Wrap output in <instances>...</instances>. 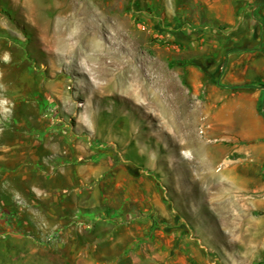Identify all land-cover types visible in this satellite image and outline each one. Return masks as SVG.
I'll return each instance as SVG.
<instances>
[{
    "label": "rangeland",
    "instance_id": "1",
    "mask_svg": "<svg viewBox=\"0 0 264 264\" xmlns=\"http://www.w3.org/2000/svg\"><path fill=\"white\" fill-rule=\"evenodd\" d=\"M208 1L80 0L68 53L61 0H0V264H264V160L207 133L210 59L169 36Z\"/></svg>",
    "mask_w": 264,
    "mask_h": 264
},
{
    "label": "crops",
    "instance_id": "2",
    "mask_svg": "<svg viewBox=\"0 0 264 264\" xmlns=\"http://www.w3.org/2000/svg\"><path fill=\"white\" fill-rule=\"evenodd\" d=\"M208 1L209 19L199 28L169 31L187 48L204 44V60L212 75L203 80L205 108L203 122L207 133L216 139L242 140L246 151L264 160V108L262 88L250 78L249 71L264 73V0ZM234 85L244 88L231 90ZM243 151V150H242Z\"/></svg>",
    "mask_w": 264,
    "mask_h": 264
},
{
    "label": "bare ground",
    "instance_id": "3",
    "mask_svg": "<svg viewBox=\"0 0 264 264\" xmlns=\"http://www.w3.org/2000/svg\"><path fill=\"white\" fill-rule=\"evenodd\" d=\"M61 1H62L61 6L66 8V14L64 18L59 20V22L57 23L55 27L52 28L49 25L48 31H47V33L50 34V37L52 38V40H54L57 46H59L60 49L62 47L64 50L70 53L71 47L74 46L73 40L74 41L80 40V41L85 42L87 41L86 37L88 39H93V40L99 39L101 30L100 32L97 30H93L92 32H90L88 31L89 28L88 29L86 28V6L85 4L80 5L79 4L80 0H61ZM76 9H78L79 11ZM78 14H81V17ZM88 42H91V41H88ZM80 44L82 43L80 42ZM94 44L96 45L97 43H94ZM85 48H87V46ZM101 52L104 53L105 51H103L102 49ZM188 145H190V143Z\"/></svg>",
    "mask_w": 264,
    "mask_h": 264
},
{
    "label": "trees",
    "instance_id": "4",
    "mask_svg": "<svg viewBox=\"0 0 264 264\" xmlns=\"http://www.w3.org/2000/svg\"><path fill=\"white\" fill-rule=\"evenodd\" d=\"M188 64H194L193 62H189ZM241 88H244V86H240V85H234V86H231L230 89L231 90H236V89H241ZM89 213H87L88 215Z\"/></svg>",
    "mask_w": 264,
    "mask_h": 264
}]
</instances>
